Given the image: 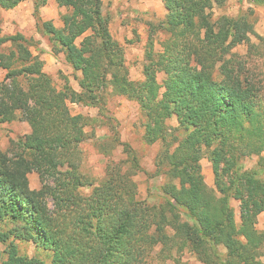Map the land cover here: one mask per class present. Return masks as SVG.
Segmentation results:
<instances>
[{
  "label": "trees",
  "instance_id": "1",
  "mask_svg": "<svg viewBox=\"0 0 264 264\" xmlns=\"http://www.w3.org/2000/svg\"><path fill=\"white\" fill-rule=\"evenodd\" d=\"M23 1L0 0V11ZM48 1L33 0L36 27L54 54L80 72V91L69 79L56 86L25 35L0 37V45L11 44L9 52L0 50V68L10 79L0 83V120L19 110L31 128L13 157L0 151V226L12 225L0 230L6 244L0 264H169L185 250L203 264H264V230L257 227L264 212V73L234 51L251 42L253 25L243 15L213 19L224 0H162L166 16L158 27L168 37L157 52L149 34L144 78L134 81L102 0H55L66 8L62 26L41 19ZM108 89L139 104L146 143L162 142L158 167L169 179L159 204L139 199L134 176L142 167L118 131L114 140L127 158L110 160L95 186L81 170L86 126L98 119L74 114L70 104L105 115ZM173 117L179 127L168 124ZM252 156L258 165L247 169L243 159ZM203 158L212 165L214 187L205 180ZM34 170L50 180L39 190L30 187ZM16 239L46 250L50 262L20 254Z\"/></svg>",
  "mask_w": 264,
  "mask_h": 264
},
{
  "label": "rangeland",
  "instance_id": "2",
  "mask_svg": "<svg viewBox=\"0 0 264 264\" xmlns=\"http://www.w3.org/2000/svg\"><path fill=\"white\" fill-rule=\"evenodd\" d=\"M222 6L213 8V19L221 15L243 17L253 25L255 33L250 34L251 42L238 45L234 51L244 56L250 62L248 65L255 71L264 73V5L254 4L250 0H224ZM102 11L111 19L110 29L126 50V62L130 70V78L134 81H141L143 76V65L145 62V47L149 34L153 35L155 51L162 50V43L168 37V33L158 27L159 22L166 16V9L161 0H102ZM66 12L65 7H60L56 1L47 3L41 8L40 16L44 21H52L55 26H62V15ZM2 36H9L22 33L30 40L31 51L44 62V70L50 74L58 88H62L66 79L74 89L80 91L78 77L72 65L66 62L64 55H55L52 51L49 36L36 27L34 17L33 0H25L19 6L0 11ZM10 43L0 45V50L9 52ZM7 71L0 68V83L9 84L10 79L6 78ZM164 75H158L159 80ZM22 79V78H21ZM22 85L25 84L21 80ZM1 88V85H0ZM1 91V90H0ZM1 94V92H0ZM104 99L107 103L108 112L102 114L97 107L82 104H70L74 114H81L85 117L98 119V122L86 126L87 139L81 144L85 160L81 170L91 176L94 185H98L105 177L109 161H120L127 158L122 145H117L114 140L115 131L123 142H128L135 150L141 165V171L134 176L138 185V197L149 204H159L164 199L162 185L169 179L165 168L158 167L159 153L162 150V142L154 144L145 142L143 135L145 131L146 117L139 104L128 100L123 96L115 95L111 89L107 90ZM6 121L0 120V151L13 157L18 152L16 142L23 139L31 131L29 123L22 118L19 110L12 111ZM168 124L179 127L180 123L176 117L170 118ZM175 133H179L176 131ZM257 156L243 159L245 168L257 167ZM203 174L210 187H214V174L212 165L207 158L202 159ZM69 170L63 167L60 170L62 176H67ZM30 187L32 190L42 188L44 182L37 171L29 174ZM48 182V183H49ZM93 186L86 188L89 193ZM48 207L52 208L53 201L47 198ZM232 205L239 220V203L233 201ZM259 228L264 230V213L259 216ZM12 225L3 221L1 231H8ZM11 240V239H10ZM19 252L27 257H37L50 262L49 253L38 248L33 242L27 240H15ZM1 249L6 244L0 243ZM178 258L168 261L169 264H203L196 256L188 250ZM178 259L180 262H178ZM264 261V255L262 257Z\"/></svg>",
  "mask_w": 264,
  "mask_h": 264
},
{
  "label": "crops",
  "instance_id": "3",
  "mask_svg": "<svg viewBox=\"0 0 264 264\" xmlns=\"http://www.w3.org/2000/svg\"><path fill=\"white\" fill-rule=\"evenodd\" d=\"M53 1L55 2V0H49L48 2H49V3H52ZM161 1H162V0H161ZM33 3H34V2H33ZM18 6H19V5H18ZM263 213H264V212H263ZM263 213H262V214H263ZM260 215H261V214H260ZM258 221H259V218H258ZM257 227L259 228V222H257ZM260 228H261V227H260ZM260 228H259V229H260ZM261 230H263V229H261Z\"/></svg>",
  "mask_w": 264,
  "mask_h": 264
}]
</instances>
